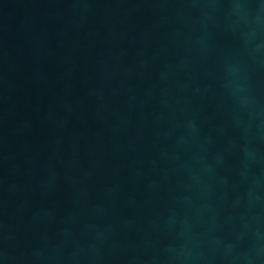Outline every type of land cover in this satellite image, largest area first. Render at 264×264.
I'll list each match as a JSON object with an SVG mask.
<instances>
[{
  "label": "water",
  "instance_id": "water-1",
  "mask_svg": "<svg viewBox=\"0 0 264 264\" xmlns=\"http://www.w3.org/2000/svg\"><path fill=\"white\" fill-rule=\"evenodd\" d=\"M0 264H264V0H0Z\"/></svg>",
  "mask_w": 264,
  "mask_h": 264
}]
</instances>
